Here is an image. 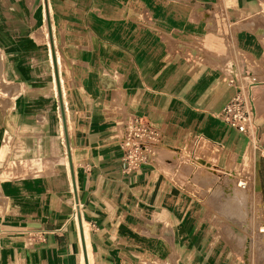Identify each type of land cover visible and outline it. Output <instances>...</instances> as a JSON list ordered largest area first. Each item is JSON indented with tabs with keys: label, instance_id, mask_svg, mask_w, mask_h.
Listing matches in <instances>:
<instances>
[{
	"label": "crops",
	"instance_id": "crops-1",
	"mask_svg": "<svg viewBox=\"0 0 264 264\" xmlns=\"http://www.w3.org/2000/svg\"><path fill=\"white\" fill-rule=\"evenodd\" d=\"M261 8V0H0V264H217L229 258V226L245 236L247 212L262 232L264 154L252 193L229 180L205 192L219 235L209 220L202 233L174 231L187 202L165 167L182 160L166 135L191 137L196 105L218 116L247 76L262 84L264 26L243 22ZM230 79L234 88L222 92ZM200 82L211 84L204 95ZM133 118L156 131L149 161L135 168L120 148ZM198 163L211 166L188 162L189 179L211 180Z\"/></svg>",
	"mask_w": 264,
	"mask_h": 264
},
{
	"label": "rangeland",
	"instance_id": "rangeland-1",
	"mask_svg": "<svg viewBox=\"0 0 264 264\" xmlns=\"http://www.w3.org/2000/svg\"><path fill=\"white\" fill-rule=\"evenodd\" d=\"M261 3L262 15L261 13H259V15L255 14L254 17L243 20L245 26L252 22H257L260 23V25L264 26V0H261ZM260 15L261 17H259L258 19V16ZM138 21L140 23H136L137 26H134L137 27V31H134L135 33L137 32V35L134 36V39L142 41L146 39V35L141 34V32H144L143 30L146 29L141 23L144 21ZM160 22H163V20H161ZM155 23L156 20H154V24ZM252 27L253 26L250 25L248 28L253 30ZM222 50L225 49L223 48ZM187 61L182 62V70L187 69ZM261 74L262 75H259L257 77L262 78V84H258L256 80V84L251 85L252 87L248 92L247 88L250 81L249 76L246 75L248 77V80H245L242 84H238L242 88L244 95L247 97V99L250 100L254 108L255 105L253 103L255 102L256 104L257 99V114L254 115L253 112L247 131L239 132L234 128L225 127L221 122H218V120H221L219 118L220 115L211 116L213 120L218 119L217 124H219V126H216L212 122L210 116L201 114L200 110L202 109V105H196L195 111H197L199 114L196 116V119L193 120L197 122V129L193 132L191 137L189 135L184 136L185 134H187L185 133L181 135V140L179 141V143H177L172 140L171 134L168 133L166 135V148L169 149L168 151H171L172 154H180L182 160H180L179 167L177 168H175V166L168 167L169 164L165 167L166 170L174 174V182L181 186L182 190H185L184 198L187 202L183 205L182 210L178 216V220L180 223H182V225L180 227L174 228V231H181L184 235L195 234V232L202 233L207 229V227L203 225V222L209 220V223L215 226H213V228H208V231L212 229L214 235L220 234L216 230L220 228L218 214L212 209V201L209 200L207 195H205V192L208 189L210 190V188L214 184L217 185L222 182L224 183L225 180H229L230 182L235 184L238 182L242 185H245L246 188L248 190H251L252 193V174L254 170L258 171V160L262 158L261 154H264L262 147H260V141L264 139V128L259 132V134H257V125L255 124V120H258V113H264V74ZM198 85L202 88L201 91L203 92V95L204 88L211 86L210 83L205 84L201 82ZM232 85H234V82L230 79V81L228 82L221 83L220 89H222V92L226 93ZM254 85H257L258 88H253ZM232 91L233 92H231V94L229 93L230 96L226 99L227 101L223 100L222 104L220 103V105L218 106L216 110L218 113L221 112L223 103L225 105L232 98V96L236 92L235 88ZM204 99L205 98L199 99V104L203 102ZM216 111L214 113H217ZM156 141L157 143H159L160 137ZM200 159L207 161L211 166L204 167V164L201 165L200 163L195 166L194 164H196ZM188 162L191 164L194 163L192 167L194 168L195 166L197 168L196 170L198 171V176H203V172L205 173V170H210V172L213 171L215 173L214 177H212L211 180L209 178L208 181L204 183H202L204 179H200V182L202 181L201 183L199 182V180L189 179L188 175L186 174V171L189 170V168L186 167ZM261 174L264 176V170L261 171ZM229 186L232 185L229 184ZM225 187H228L227 184L225 185ZM190 188H195L197 193L196 191L195 193H191ZM251 195L254 196L253 194ZM254 201H256V198L253 199V202ZM250 213L251 212H247V214L249 215V227L246 228V234L244 237L238 235L234 227L232 228L229 226L228 231L231 232V235L227 237L229 258L223 262L219 261L217 264H264V232H259L258 228L256 226H253V223L251 221L252 215L250 216ZM259 214L258 216L256 215V217L260 218L258 219V221L263 222L264 218L261 215L262 213ZM73 217L76 218L77 215H73ZM213 219H215V221ZM190 221H192L193 223L195 221L200 222V225H190ZM262 227H264V225ZM244 248H246L245 253H243ZM242 253L245 256L244 258L242 257ZM88 255L90 257L89 250ZM216 261H218V259L213 258L212 262L215 263Z\"/></svg>",
	"mask_w": 264,
	"mask_h": 264
},
{
	"label": "built area",
	"instance_id": "built-area-1",
	"mask_svg": "<svg viewBox=\"0 0 264 264\" xmlns=\"http://www.w3.org/2000/svg\"><path fill=\"white\" fill-rule=\"evenodd\" d=\"M249 79L247 92L252 87L251 85L256 84L254 76L249 75ZM253 112L254 107L250 100L244 95L242 88H238L232 98L223 106L219 115L227 126L239 132H245L249 128ZM125 128L124 136L120 141L123 161L128 167L133 168L146 164L152 153L156 131L137 118H133ZM73 215H76V210L73 211Z\"/></svg>",
	"mask_w": 264,
	"mask_h": 264
},
{
	"label": "bare ground",
	"instance_id": "bare-ground-1",
	"mask_svg": "<svg viewBox=\"0 0 264 264\" xmlns=\"http://www.w3.org/2000/svg\"><path fill=\"white\" fill-rule=\"evenodd\" d=\"M235 185L238 186L241 189L245 188V185H242V184H240L238 182ZM227 186L228 187H221L220 193H221L222 198H226V201L230 202L231 200H235L236 196L233 195V193H235V192L231 190L233 187L229 186V184H227ZM260 230L263 232L264 228L261 227Z\"/></svg>",
	"mask_w": 264,
	"mask_h": 264
}]
</instances>
